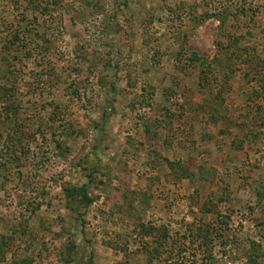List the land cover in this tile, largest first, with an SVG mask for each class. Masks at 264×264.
I'll return each instance as SVG.
<instances>
[{
  "label": "rangeland",
  "instance_id": "1",
  "mask_svg": "<svg viewBox=\"0 0 264 264\" xmlns=\"http://www.w3.org/2000/svg\"><path fill=\"white\" fill-rule=\"evenodd\" d=\"M254 253L264 0H0V264Z\"/></svg>",
  "mask_w": 264,
  "mask_h": 264
},
{
  "label": "trees",
  "instance_id": "2",
  "mask_svg": "<svg viewBox=\"0 0 264 264\" xmlns=\"http://www.w3.org/2000/svg\"><path fill=\"white\" fill-rule=\"evenodd\" d=\"M79 191L81 194V198L86 201L87 203H89L90 199L87 197V193H86V189L85 187H79ZM257 254L254 253L253 255L249 256V264H257Z\"/></svg>",
  "mask_w": 264,
  "mask_h": 264
}]
</instances>
